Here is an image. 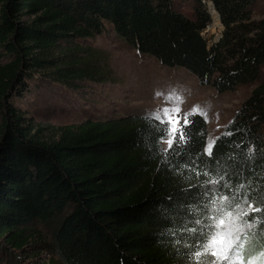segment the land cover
Instances as JSON below:
<instances>
[{
    "label": "trees",
    "instance_id": "obj_1",
    "mask_svg": "<svg viewBox=\"0 0 264 264\" xmlns=\"http://www.w3.org/2000/svg\"><path fill=\"white\" fill-rule=\"evenodd\" d=\"M187 1L0 0V50L7 59L0 63V250L15 264L37 260L42 251L51 255L48 264H195L203 240L195 221L208 222L214 195L235 196L245 208V198L253 202L243 220L264 216L255 211L264 204L258 0H208L223 26L212 45L204 36L213 23L207 0H189L185 13ZM108 33L219 93L256 84L211 156L199 114L188 117L187 143L167 152L157 142L167 125L149 115L65 125L30 116L23 101L35 83L80 89L106 81L93 49L82 43ZM262 228H250L248 253L264 246Z\"/></svg>",
    "mask_w": 264,
    "mask_h": 264
},
{
    "label": "rangeland",
    "instance_id": "obj_2",
    "mask_svg": "<svg viewBox=\"0 0 264 264\" xmlns=\"http://www.w3.org/2000/svg\"><path fill=\"white\" fill-rule=\"evenodd\" d=\"M189 2L188 0L184 5L185 13L191 12ZM207 4L213 23L204 32V36L212 45L222 34L223 26L218 13L212 11V2L207 0ZM254 17L264 19V0L257 1ZM82 46L93 49V60L107 73L108 78L101 83L84 84L80 89L43 81L39 85L35 83V93L23 101V106L36 122L65 125L87 117L125 116L132 113L154 118L158 110L174 106L165 97L175 92L184 101L180 105V124L184 123L185 113L198 105L207 113V142L216 141L256 87V84H250L240 86L234 92L219 93L211 87L201 85L198 78L184 68L166 67L153 57L139 54L113 33L84 42ZM4 56L0 50V63L7 61ZM157 93L163 95L158 96ZM162 146L164 150L168 148L164 142ZM40 231L43 232L42 239L47 238V230L42 228ZM245 232L250 237V229L246 228ZM247 245L241 249L245 264L249 256L254 257L253 264H264V256L248 253ZM40 256L37 260L26 258L16 264H48L51 255L42 251ZM201 259L207 262L215 257L203 256ZM0 264L15 263L0 250ZM223 264L228 262L224 261Z\"/></svg>",
    "mask_w": 264,
    "mask_h": 264
},
{
    "label": "snow or ice",
    "instance_id": "obj_3",
    "mask_svg": "<svg viewBox=\"0 0 264 264\" xmlns=\"http://www.w3.org/2000/svg\"><path fill=\"white\" fill-rule=\"evenodd\" d=\"M157 95L163 94L157 93ZM165 100L168 103L174 104V106L164 107L154 115L155 120L159 124L167 125L162 129V135L158 138L157 142L162 141L168 145V148L164 150L165 152L169 150L176 151L186 144L189 139V134L186 131L190 124L188 117L199 113L206 120L207 113L198 105L194 106L188 113H185L183 117L184 123L181 125L179 113L181 112L180 105L184 102L183 97L173 92L165 97ZM226 135H231V133H226ZM174 143L176 145L175 149L173 147ZM214 144V140L206 143L204 152L208 156L213 154ZM220 179H223V177L209 179L206 183L216 185L220 182ZM240 187L242 188L243 185H240ZM212 192L214 193L215 189H212ZM235 199V196L214 195L210 200V214L206 217L208 222L205 224L201 220L195 221L197 225H203L200 229L203 240L199 242V248L193 254L195 264H223L224 261H227L228 264H236V261H239V264H245V260L241 256V249L251 239L245 232V229H250L258 223H264V216L254 217L251 221L243 220L242 217L249 215L252 211L253 202L245 198L243 200V204L247 205L245 208L242 207L241 203L235 202ZM255 211H264V204L257 207ZM184 230L192 233L197 232L196 228H185ZM258 238L264 239V228L260 229ZM256 255L264 256V246L261 247ZM202 256H211L215 257V259L205 262L200 259ZM253 259L254 257L249 256L247 264H253Z\"/></svg>",
    "mask_w": 264,
    "mask_h": 264
},
{
    "label": "water",
    "instance_id": "obj_4",
    "mask_svg": "<svg viewBox=\"0 0 264 264\" xmlns=\"http://www.w3.org/2000/svg\"><path fill=\"white\" fill-rule=\"evenodd\" d=\"M212 11H215V12H217V11H216V9H214V7H212ZM217 13H218V12H217ZM218 15H219V14H218Z\"/></svg>",
    "mask_w": 264,
    "mask_h": 264
},
{
    "label": "bare ground",
    "instance_id": "obj_5",
    "mask_svg": "<svg viewBox=\"0 0 264 264\" xmlns=\"http://www.w3.org/2000/svg\"><path fill=\"white\" fill-rule=\"evenodd\" d=\"M215 12V11H214ZM216 15V14H215Z\"/></svg>",
    "mask_w": 264,
    "mask_h": 264
}]
</instances>
